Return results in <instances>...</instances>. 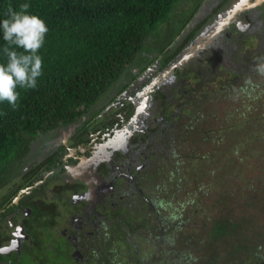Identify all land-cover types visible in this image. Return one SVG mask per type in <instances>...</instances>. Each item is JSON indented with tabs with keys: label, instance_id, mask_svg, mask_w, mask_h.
<instances>
[{
	"label": "trees",
	"instance_id": "obj_1",
	"mask_svg": "<svg viewBox=\"0 0 264 264\" xmlns=\"http://www.w3.org/2000/svg\"><path fill=\"white\" fill-rule=\"evenodd\" d=\"M175 2L176 0H0V21L7 18L9 6L18 11L21 4L29 3V13L42 18L49 29L44 46L39 51L43 60V75L38 78L37 87L21 90L16 110L7 101L0 102L1 181L9 176L12 165H15V169L21 168V164L36 160L35 155L31 157L28 153L37 136L81 121L113 86L117 85L118 91H121L129 85L128 82L134 78L131 75L132 69L137 68L141 72L155 62L158 63V69H163L177 57L196 32L185 33L175 45L173 42L188 20L196 14L198 4L190 9L185 20L180 21L181 24L178 22V26L172 27L162 48L153 44L158 34H154L153 40L149 38V34L159 26H168L167 19ZM215 12L218 13L219 9H214V14ZM233 36L234 40L226 41V48L223 46L224 55L235 57V61L236 58L240 60L237 69L231 67V81L237 78L240 67L244 75L264 77L254 71V58L264 57L260 46L264 41L243 55L244 41ZM4 45L0 31V49ZM212 52L213 49H209L208 53ZM216 55L219 57L220 50ZM201 59L202 56L192 62L199 64ZM5 61L6 57L0 52V62ZM230 61V64H234L233 60ZM185 66L177 72L179 74L174 84L177 88L182 85L185 77H192L195 73ZM224 68L223 66L221 69ZM196 77L200 78V74ZM158 80L154 83L161 82V79ZM261 84H255V87L259 88ZM247 85L254 87L251 82ZM168 89L163 88V91L166 90L167 93ZM144 97L146 98L145 94ZM161 97V100L166 99V95ZM193 107L197 124L203 116L204 103L193 102ZM163 115L166 118L170 116L165 113ZM195 123L192 122L188 129L195 127ZM255 144L259 145V142L251 141L250 147H255ZM154 188H159L164 194V187L160 184L156 183ZM144 189L146 196H136L140 199V209L137 211L142 210L145 215H137L136 212L137 217H131L130 213L124 220L123 217H118L110 221L114 240L122 237L123 242L130 243V237L137 241L139 238H147L146 241L154 250L149 256H144L140 263L264 264V222L256 221L264 218L260 197L251 198L257 201L256 217L253 214L250 217H234L232 211H225L224 208L225 212L221 210V215L210 221L208 230L203 228L202 235L192 236L187 232L192 229L191 226L184 224L189 219L181 220L182 213L178 210L176 213L167 211L169 215L162 221V212H165L163 207H168L170 201L164 197H151ZM89 195L93 197L92 193ZM151 213L155 216L154 220L151 219ZM122 221L124 226L119 229ZM202 226L207 227V224L203 222ZM110 237L107 236L106 246Z\"/></svg>",
	"mask_w": 264,
	"mask_h": 264
},
{
	"label": "flooded vegetation",
	"instance_id": "obj_2",
	"mask_svg": "<svg viewBox=\"0 0 264 264\" xmlns=\"http://www.w3.org/2000/svg\"><path fill=\"white\" fill-rule=\"evenodd\" d=\"M240 3L242 9H236L224 29H218L214 22L219 23L224 18L218 17L227 15ZM197 4L196 14L188 20L173 44H177L185 33L196 32L181 54L197 38L206 32L213 35L212 31L216 29L218 35L212 42L205 45L206 34L201 46H196L198 50H193L192 56L175 67L172 74L167 69L173 60L163 69H157L156 77H150V74L158 67L157 62L141 72L132 69L134 78L125 89L118 91L116 85L81 121L37 136L28 153L31 157L35 155L36 160L21 164V168L15 169L12 165L9 176L0 180V264H98L100 252L92 250L91 246L96 248L102 242L107 243L104 231L112 214L119 209L123 214L117 215H122L124 220L132 212L143 213L137 211L139 200V207L134 206L133 200L137 199L136 194L147 195L142 193L144 179L138 180V177L140 168L151 159L152 153L144 151L147 142H140L144 137L150 139L155 132L147 126L144 128V123L148 117L149 122L160 119L159 122L165 124L173 120L175 114L169 113L166 101L182 88V85L179 88L174 85L177 72L189 61L200 56L204 58L209 49H213L214 59L205 56L207 61L217 60V51L222 53L227 46L225 41L234 40L236 33L259 40L255 29L260 31L257 26L264 14L255 9L264 7V0H197L194 6ZM216 8L219 12L214 14ZM188 15L187 12L186 17ZM179 24L177 22L175 26ZM229 57L225 55L221 62H227ZM147 79L151 80L139 87ZM156 79L161 82L155 84ZM134 85L136 91L130 95ZM163 88H169L167 93ZM144 94L146 105L138 111ZM164 95L166 99L161 100ZM122 97L128 103L123 104ZM120 105H123L120 110L114 109ZM164 113L170 116L166 118ZM137 115L140 119L133 125L132 120ZM121 130L127 135L122 147L118 146L122 143L116 137ZM41 136L45 138L38 140ZM13 181L16 183L12 184ZM47 192L60 198L48 202ZM91 193L93 197L89 195Z\"/></svg>",
	"mask_w": 264,
	"mask_h": 264
},
{
	"label": "rangeland",
	"instance_id": "obj_3",
	"mask_svg": "<svg viewBox=\"0 0 264 264\" xmlns=\"http://www.w3.org/2000/svg\"><path fill=\"white\" fill-rule=\"evenodd\" d=\"M196 3L197 0H176L167 19L168 26H159L149 34V38L152 40L154 34H158L154 40V46L160 49L165 45L166 37L172 27L182 21ZM235 9H242V3L236 5ZM255 10H262L264 14V7ZM260 22L257 26L260 31L256 32L259 37L258 41L241 36L239 33L235 34V37L244 41L242 43L244 45L242 47L243 55L264 41V18ZM224 23L225 20L219 22L217 28L220 29ZM225 44L228 45L226 41ZM260 46L261 51L264 52V42ZM158 48L155 49L158 50ZM213 55L214 52L205 53L208 58L214 59ZM205 56L203 61L196 66L192 61L187 63L185 68L188 66L187 69L194 70L195 73L191 75L192 77H185L179 93H175L166 101L169 113L175 114L173 120L168 123L171 127L169 126L167 129L168 124L159 122L160 119L149 122L148 117L145 120L144 128L147 126L149 130L152 129L155 132L150 139L144 137L140 142L141 144L147 142L144 151L151 152L152 156L143 168H140L138 180L144 179L143 185L151 197H164L170 201L168 207H163L165 212H162L164 215L162 221L165 220V216L168 217L167 211L176 213L178 210L179 213H182L181 220L189 219V222L184 224L191 226L192 229L187 232H190L192 236L202 235L203 228L208 230L210 221L221 215L220 211H224V208L225 211H232L234 217H250V214L256 217L258 212L255 203L257 201H253L251 198L260 197L262 203H259L264 215V153L262 152L264 145V77L244 75L240 67L237 70V78L231 81V67L237 69V64L240 62L238 58L235 61V57L231 56L230 59L236 65L230 64L229 59L225 64H222L225 68L221 69L223 66L219 64L216 68V63L221 62L222 57H225L223 52L220 53L217 60H211V62L207 61L208 58ZM157 69L158 67L152 70L150 77H156ZM199 74L200 78H197L196 76ZM150 80H145L139 87L146 85ZM249 82L254 84V87L250 88L247 85ZM259 83H262L261 86L255 87V84ZM136 85L129 91L130 95L136 91ZM230 85H232L231 88ZM245 86L246 88H243ZM113 89L114 86L109 92H112ZM182 91L188 94H180ZM109 92L106 96L109 95ZM106 98L104 97L102 100ZM193 102L204 103L203 116L197 124L195 123ZM122 103L128 102L124 98ZM145 105L144 97L138 111L143 110ZM122 106L114 109L120 110ZM156 110L159 109L156 108ZM139 119V115L135 116L132 120L133 125H136ZM192 122L195 123V127L188 129ZM116 137L122 143L119 144L122 147L127 137L126 133L121 130ZM44 138L41 136L38 140ZM251 141L259 142V145L255 144V147H250ZM71 169L75 168L69 170ZM15 183L16 181L12 182V184ZM156 183L164 187L163 195L159 188H154ZM141 188L143 189V186ZM142 195L145 196L144 193ZM46 198L50 202L60 197L47 192ZM137 200L140 201L139 197L133 200L135 207H139ZM128 202L131 201H126V203ZM117 214L123 213L119 209L116 210V213L111 216V221L122 216ZM135 214L136 212H132L131 217H137ZM150 215L154 220L153 213ZM260 220L264 222V218H259L256 221L261 223ZM203 222L207 224V227L202 226ZM120 224L119 229H122L123 221ZM180 224L184 226V224ZM110 226H112L111 223H108L104 231L109 237L113 233ZM162 227L165 226L162 225ZM112 236L108 239L107 246L105 242L96 244V248L92 244V250L96 249L100 252L97 254L100 261L98 264H103V261L105 264H143L140 263L141 259L144 256H149L154 250L146 241L147 238H139L137 241L130 237L132 239L130 243H125L122 241V237L121 240H114Z\"/></svg>",
	"mask_w": 264,
	"mask_h": 264
},
{
	"label": "clouds",
	"instance_id": "obj_4",
	"mask_svg": "<svg viewBox=\"0 0 264 264\" xmlns=\"http://www.w3.org/2000/svg\"><path fill=\"white\" fill-rule=\"evenodd\" d=\"M30 4L23 3L19 10L8 7L0 21L5 45L0 52L6 57L0 62V102L7 101L13 110L19 107L21 90L35 89L43 75V60L39 54L49 31L45 21L29 13ZM256 60L254 71L264 76V57Z\"/></svg>",
	"mask_w": 264,
	"mask_h": 264
},
{
	"label": "water",
	"instance_id": "obj_5",
	"mask_svg": "<svg viewBox=\"0 0 264 264\" xmlns=\"http://www.w3.org/2000/svg\"><path fill=\"white\" fill-rule=\"evenodd\" d=\"M235 11H236V9H233V10L229 11L232 14L228 13L225 16L224 15H220L218 17V18L224 17L221 20L222 21L225 20V23L222 24L223 26L220 29H224L230 23L229 21L232 20ZM222 21H220V22H222ZM214 24L218 25L217 20L214 22ZM239 24H242V22H240ZM212 33H214V34L210 35L209 32H206L203 36H201V37L197 38L195 41H193L192 44L190 45L189 49H187L184 52H182L181 54H179L176 57V59L173 60L169 64L168 69L166 68L168 70L169 74H172V70L175 67L181 65L182 63H184L185 60H187L189 57H191L193 50H198L197 47L199 48L201 46V41L206 38V34H208V39H206L207 41L205 42V45L209 44L210 42H212V39H214L216 37V35H218V31L213 30ZM195 47H196V49H195Z\"/></svg>",
	"mask_w": 264,
	"mask_h": 264
},
{
	"label": "bare ground",
	"instance_id": "obj_6",
	"mask_svg": "<svg viewBox=\"0 0 264 264\" xmlns=\"http://www.w3.org/2000/svg\"><path fill=\"white\" fill-rule=\"evenodd\" d=\"M84 171H85V169H84Z\"/></svg>",
	"mask_w": 264,
	"mask_h": 264
}]
</instances>
